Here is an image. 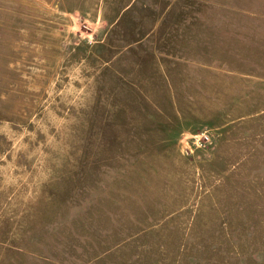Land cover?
Listing matches in <instances>:
<instances>
[{
  "label": "rangeland",
  "instance_id": "1",
  "mask_svg": "<svg viewBox=\"0 0 264 264\" xmlns=\"http://www.w3.org/2000/svg\"><path fill=\"white\" fill-rule=\"evenodd\" d=\"M0 264H264V0H0Z\"/></svg>",
  "mask_w": 264,
  "mask_h": 264
}]
</instances>
